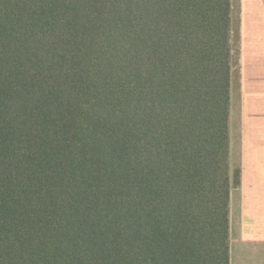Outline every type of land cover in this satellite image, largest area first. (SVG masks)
Here are the masks:
<instances>
[{
    "label": "trees",
    "instance_id": "obj_1",
    "mask_svg": "<svg viewBox=\"0 0 264 264\" xmlns=\"http://www.w3.org/2000/svg\"><path fill=\"white\" fill-rule=\"evenodd\" d=\"M239 0H0V264H229Z\"/></svg>",
    "mask_w": 264,
    "mask_h": 264
},
{
    "label": "crops",
    "instance_id": "obj_2",
    "mask_svg": "<svg viewBox=\"0 0 264 264\" xmlns=\"http://www.w3.org/2000/svg\"><path fill=\"white\" fill-rule=\"evenodd\" d=\"M238 10L229 123L240 185L230 193L229 264H264V0H239Z\"/></svg>",
    "mask_w": 264,
    "mask_h": 264
},
{
    "label": "rangeland",
    "instance_id": "obj_3",
    "mask_svg": "<svg viewBox=\"0 0 264 264\" xmlns=\"http://www.w3.org/2000/svg\"><path fill=\"white\" fill-rule=\"evenodd\" d=\"M234 89H236V87H235ZM234 89H233V90H234ZM230 136H231V139H232V130L230 131Z\"/></svg>",
    "mask_w": 264,
    "mask_h": 264
}]
</instances>
